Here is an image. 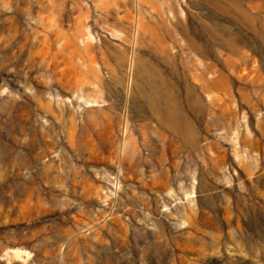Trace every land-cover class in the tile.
I'll return each mask as SVG.
<instances>
[{"label":"rangeland","instance_id":"obj_1","mask_svg":"<svg viewBox=\"0 0 264 264\" xmlns=\"http://www.w3.org/2000/svg\"><path fill=\"white\" fill-rule=\"evenodd\" d=\"M0 264H264V0H0Z\"/></svg>","mask_w":264,"mask_h":264}]
</instances>
